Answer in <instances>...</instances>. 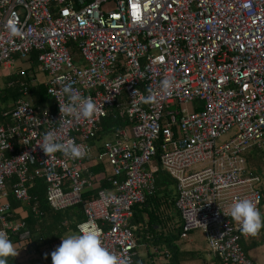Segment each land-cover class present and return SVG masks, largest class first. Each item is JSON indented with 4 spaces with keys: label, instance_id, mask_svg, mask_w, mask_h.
<instances>
[{
    "label": "built area",
    "instance_id": "obj_1",
    "mask_svg": "<svg viewBox=\"0 0 264 264\" xmlns=\"http://www.w3.org/2000/svg\"><path fill=\"white\" fill-rule=\"evenodd\" d=\"M8 22L19 35L9 36ZM33 52L55 110L36 109L21 84L23 96L0 116V230L16 259L21 252L51 257L61 243L37 250L21 232L26 217L11 206L12 194L23 209L38 211L28 190L35 169L52 210L83 205L77 232L98 229L103 247L126 264L168 259L130 227L134 207L156 192L158 142L160 166L176 181L181 238L202 231L221 264H254L241 245L254 235L242 234L224 213L236 198L254 200L261 214L264 206L262 179L250 176L246 159L264 146V0H0V67L13 76L15 63ZM165 77L174 84L167 95L160 92ZM65 84L94 100L91 117L61 119ZM149 89L156 102H144ZM195 102L201 111L181 114V105ZM116 107L130 125L92 146L100 121ZM48 130L58 142L81 145L83 156L48 158L38 145ZM90 164L106 167L113 191L85 198L98 179ZM163 216L171 220L170 212Z\"/></svg>",
    "mask_w": 264,
    "mask_h": 264
},
{
    "label": "trees",
    "instance_id": "obj_2",
    "mask_svg": "<svg viewBox=\"0 0 264 264\" xmlns=\"http://www.w3.org/2000/svg\"><path fill=\"white\" fill-rule=\"evenodd\" d=\"M76 53L75 61L79 62L80 56L78 52ZM33 54L26 59L27 63L31 64L30 68L22 70L21 72L19 71L13 76L4 77V82L0 83L1 117L3 113L11 111L16 100L23 96L20 92L21 84L27 87L25 94L29 95L36 109L55 110V103L48 93L47 85L37 81L38 74L35 70L44 71L41 64L38 62V53L33 52ZM45 75L47 76L46 73ZM193 105V111L196 112L201 111L203 108L202 102H195ZM119 111L118 107L112 109L107 116L100 121L97 135L91 142L92 146L95 147L97 145L98 138L101 135L113 134L119 128L128 127L130 125L127 118L120 117L118 114ZM156 145L157 154L152 159V164L157 168L155 171L156 192L152 196H147L144 204L134 207V216L130 221V227L138 238L147 242L152 241L153 245H155L161 253L164 251L169 253V258L161 264H180L181 260L187 255L180 250L178 245L182 233L181 228L171 233V227L169 226L170 219L163 216L171 211V207L175 205L177 200L178 193L176 181L160 166V155L162 151L158 142ZM263 154L264 146L252 149L247 154L246 159L250 175H258L261 178L264 177L261 173V167L264 164ZM89 169L95 172L98 179L94 188L85 193V198L97 196L100 191L107 193L113 191L114 187L112 186V182L109 181L112 175H110L104 165L94 164L89 166ZM31 177L32 180L28 185V190L29 194L35 199L34 204L37 205L38 211L35 212L32 209L26 210L28 212L25 218L26 224L21 232H29L36 249L44 250L46 247L61 241V238L67 233H77V225L85 219L84 208L83 205H77L73 208L58 212L52 210L46 199V186L43 184L42 176L33 171ZM171 190H174L177 194H173L174 191ZM11 201L13 207L18 206V202L12 199ZM40 259L42 264H52L51 257L47 258L41 255ZM44 260L46 261L45 263L43 262ZM7 264H21V262L15 257H8ZM135 264H144V262L138 263L135 260Z\"/></svg>",
    "mask_w": 264,
    "mask_h": 264
},
{
    "label": "clouds",
    "instance_id": "obj_3",
    "mask_svg": "<svg viewBox=\"0 0 264 264\" xmlns=\"http://www.w3.org/2000/svg\"><path fill=\"white\" fill-rule=\"evenodd\" d=\"M7 31L10 37L20 34L14 22L7 23ZM173 86V81L165 77L160 81V92L167 95ZM62 93L67 101L61 103L58 100L61 119L66 115L87 119L95 113L96 104L90 96L81 95L70 84L63 86ZM157 98L158 93L149 89L144 102L153 103L157 101ZM38 145L48 158L57 152L69 158H79L84 154L82 146L72 139L58 142L54 130L45 132ZM224 215L230 216L239 225V230L244 235H255L264 227V216L257 208L255 201L247 197L234 199ZM140 242L143 240L140 239ZM17 254L7 232L0 230V264H7V258L15 257ZM162 259L165 258L162 257ZM51 260L52 264H126L125 259L103 247L100 232L93 227H81L77 233L62 237L60 245L51 253Z\"/></svg>",
    "mask_w": 264,
    "mask_h": 264
},
{
    "label": "crops",
    "instance_id": "obj_4",
    "mask_svg": "<svg viewBox=\"0 0 264 264\" xmlns=\"http://www.w3.org/2000/svg\"><path fill=\"white\" fill-rule=\"evenodd\" d=\"M5 73H6L5 76L9 77L7 76L9 72L7 71ZM1 75L2 77H4L3 72L1 73ZM46 82H47V76H46ZM46 82H44L45 85ZM34 172L40 174V171L37 169H35ZM261 179H262L261 189L264 192V185H263L264 179L263 178ZM173 194L176 195L177 193L174 191ZM11 199L16 201L12 196V194H11ZM11 199H10V203L12 208L17 210L19 212V215H21L23 218L27 217L28 210L27 211L25 210L26 209L25 206L18 203V206L13 207ZM23 207L25 209H23ZM170 213H171V220H169V226L171 227V233H172V232H176L177 230H180V216L176 213L175 206L171 207ZM262 216H264V206L262 207ZM196 232L191 233L186 239L180 237L181 240L179 241L180 250L187 254L186 257H184L181 260L180 264H221L220 261L217 259V257L209 251L203 232L202 233L200 232L196 233ZM71 233H67L66 235ZM197 235L199 236V238H195ZM201 235L203 237H201ZM263 243H264V227H262L260 231L256 233L253 237L248 238L246 240H242L241 243L242 248L244 252L250 257V259L253 261L254 264H264V247L262 248ZM145 257L146 254L144 255V257H142V259L145 260L146 259ZM43 262H45V260Z\"/></svg>",
    "mask_w": 264,
    "mask_h": 264
},
{
    "label": "rangeland",
    "instance_id": "obj_5",
    "mask_svg": "<svg viewBox=\"0 0 264 264\" xmlns=\"http://www.w3.org/2000/svg\"><path fill=\"white\" fill-rule=\"evenodd\" d=\"M110 5H112V4H110ZM31 67V64L30 63H27V60H19V61H17L16 63H15V66H14V68L11 70L12 72H16V73H18L19 71L21 72L22 70H25V69H27V68H30ZM36 71V73L38 74L37 75V78H38V82L39 83H44V82H46V75H45V73L44 72H42V71H37V70H35ZM4 73V77H6L5 76V72H7L6 71V69H4V68H2V67H0V82L2 83V82H4V77H2V75H1V73ZM193 109H194V105L193 104H191V103H187V104H183V105H181L180 106V108H179V110L181 111V114L182 115H185V114H190V113H192V111H193ZM112 137L110 136V135H101L99 138H98V141H97V147H101L103 144H104V142H106L107 140H110ZM223 139L224 138H227V136H223L222 137ZM263 160H264V154H263ZM261 173L263 174V176H264V164H263V166L261 167ZM264 178V177H263ZM263 185H264V180H263ZM25 211V210H24ZM26 212V211H25ZM165 217V216H164ZM197 232H200V233H202V231H197ZM196 232V233H197ZM69 233H71V232H69ZM71 234H73V233H71ZM66 236V235H65ZM201 237H203L202 235H201ZM195 238H199V236L197 235ZM179 241H181V240H179ZM178 241V245H179V247H180V242ZM264 247V243H263V245H262V248ZM22 252L21 253H19V257H18V261L19 262H21V264H42L41 262H40V258L38 257V258H36L37 260H33V259H31V258H25V257H23L22 256ZM252 257H254V256H252ZM33 260V261H32ZM166 260V258L164 259V261ZM32 261V262H31Z\"/></svg>",
    "mask_w": 264,
    "mask_h": 264
},
{
    "label": "bare ground",
    "instance_id": "obj_6",
    "mask_svg": "<svg viewBox=\"0 0 264 264\" xmlns=\"http://www.w3.org/2000/svg\"><path fill=\"white\" fill-rule=\"evenodd\" d=\"M34 55V54H33ZM31 60V59H30ZM201 104V103H200ZM201 110V109H200Z\"/></svg>",
    "mask_w": 264,
    "mask_h": 264
}]
</instances>
